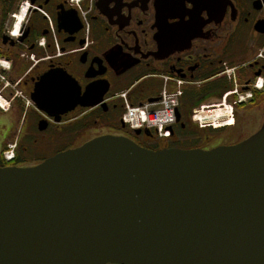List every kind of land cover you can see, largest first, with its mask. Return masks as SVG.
<instances>
[{
    "label": "flooded vegetation",
    "instance_id": "obj_1",
    "mask_svg": "<svg viewBox=\"0 0 264 264\" xmlns=\"http://www.w3.org/2000/svg\"><path fill=\"white\" fill-rule=\"evenodd\" d=\"M90 87L95 97H84ZM163 91L180 93L168 140L122 124L123 94L143 105ZM227 107L214 120L225 125L193 122ZM263 123L264 0H0V169L105 136L210 151Z\"/></svg>",
    "mask_w": 264,
    "mask_h": 264
},
{
    "label": "water",
    "instance_id": "obj_2",
    "mask_svg": "<svg viewBox=\"0 0 264 264\" xmlns=\"http://www.w3.org/2000/svg\"><path fill=\"white\" fill-rule=\"evenodd\" d=\"M0 264H264V123L210 151L105 136L0 169Z\"/></svg>",
    "mask_w": 264,
    "mask_h": 264
},
{
    "label": "built area",
    "instance_id": "obj_3",
    "mask_svg": "<svg viewBox=\"0 0 264 264\" xmlns=\"http://www.w3.org/2000/svg\"><path fill=\"white\" fill-rule=\"evenodd\" d=\"M179 96L180 93L178 92L174 94L163 92L159 103L147 104L142 107H132L125 101L123 123L131 130H153L159 138L167 139L170 135L169 128L175 122V111ZM195 119L200 127L205 126L206 121L201 116H197ZM13 149L14 146H9V151L6 154L7 160H12Z\"/></svg>",
    "mask_w": 264,
    "mask_h": 264
},
{
    "label": "bare ground",
    "instance_id": "obj_4",
    "mask_svg": "<svg viewBox=\"0 0 264 264\" xmlns=\"http://www.w3.org/2000/svg\"><path fill=\"white\" fill-rule=\"evenodd\" d=\"M20 21V20H19Z\"/></svg>",
    "mask_w": 264,
    "mask_h": 264
}]
</instances>
